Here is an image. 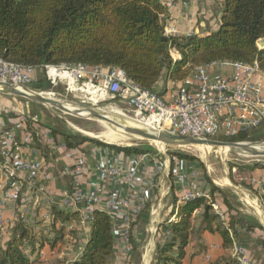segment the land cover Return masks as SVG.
Masks as SVG:
<instances>
[{"label": "trees", "instance_id": "1", "mask_svg": "<svg viewBox=\"0 0 264 264\" xmlns=\"http://www.w3.org/2000/svg\"><path fill=\"white\" fill-rule=\"evenodd\" d=\"M163 2L0 0V58L32 68L34 81L29 87L37 91L56 89L46 80L44 66L47 64L120 68L127 79L159 95L165 91L167 81L174 84L172 88L176 87L195 66L215 61L256 62L264 74V0H220L217 26L185 36L165 34L168 8ZM173 52L177 55L172 56ZM29 104L42 107L31 101ZM6 110L3 109L2 114L9 129L20 114ZM21 114L28 117L26 128L31 134V141L41 149L45 158L48 146L34 126L47 130V135L55 144L59 140L69 149L90 142L127 155H155L154 147L146 141H139L136 145L108 144L69 127L62 119L55 118L50 122L40 111L30 116L27 112ZM33 116L37 119L33 120ZM263 138L264 125L234 136L216 137L234 142ZM168 155L180 161H198L197 157L182 150L168 151ZM256 169H264V164L238 167L245 173ZM203 178L208 185L207 196L178 201L176 197L171 198L167 218L158 230L153 264H180L190 243L205 250L202 242L205 232L218 234L224 251L211 264H236L229 250L236 243L238 233L261 228L253 217L241 213L239 206L232 203L229 188L216 185L207 173ZM239 183L257 196L264 206V180L257 188L245 180ZM213 204L217 205L223 218L215 212ZM195 210L199 213L193 218ZM48 211V222H32L33 225H40L37 230L23 222L19 214L12 220L9 235L0 242V264H42L38 250L45 244L51 248L58 242L63 244L66 231L71 236L68 241L71 250H64L62 257L52 264H113L116 236L112 213L108 209L94 207L86 237L77 234L79 215L76 210L52 204L48 206ZM138 223V218L132 220L127 236L133 257L137 251L133 229ZM46 227L47 233L44 234L42 229ZM262 242L264 247V239ZM25 249L34 256L29 257ZM131 259L129 257V262Z\"/></svg>", "mask_w": 264, "mask_h": 264}, {"label": "built area", "instance_id": "2", "mask_svg": "<svg viewBox=\"0 0 264 264\" xmlns=\"http://www.w3.org/2000/svg\"><path fill=\"white\" fill-rule=\"evenodd\" d=\"M203 1L205 0H191ZM175 2L176 0H164L163 3L171 8ZM164 31L167 35H180L175 26L166 25ZM44 74L51 85L59 83L67 93L74 92L86 98L93 106L107 98H118L131 107L137 116H142V122L154 129L177 135L216 139L217 136H234L241 131L264 125V74L256 62L222 60L197 65L167 95L142 88L127 79L124 72L116 67L104 70L102 67L82 64H47L44 66ZM0 81L17 87H29L34 81L33 69L0 58ZM27 118L24 114L18 115L15 124L8 129V134L0 130V242L18 214L23 222L32 223L28 219L29 214L37 208L40 200L49 205L76 210L82 225L90 224L94 207L103 205L122 221L125 240L128 242L129 227L133 220L130 211L133 208L136 213L142 210L144 200L141 199L140 204L133 207L127 198L115 190L102 197L100 191L80 189L75 177L88 169L83 161L64 167L61 174L75 179L74 188L69 194L56 197L46 186L55 176L46 169L41 156L29 159L21 151L22 142H31V134L26 128ZM17 132H20L21 141L16 136ZM6 140L13 141L12 146L6 145ZM56 147L57 144L51 141L50 148L55 150ZM147 157L148 154H141L138 161ZM169 159L178 165L175 170L176 179L184 187L187 174L182 165L185 161H180L175 156H170ZM96 170L102 178H114L126 184L134 183L138 175L136 165L124 168L118 164H101L96 165ZM197 196H207V193L185 192L182 200ZM212 206L220 218H223L216 205ZM4 211H8L9 215H5ZM41 218L48 221L50 213L44 212ZM42 232L46 234L47 227ZM128 244L126 252L130 248ZM232 256L236 264H262L246 256L244 249L236 243L232 246Z\"/></svg>", "mask_w": 264, "mask_h": 264}, {"label": "crops", "instance_id": "3", "mask_svg": "<svg viewBox=\"0 0 264 264\" xmlns=\"http://www.w3.org/2000/svg\"><path fill=\"white\" fill-rule=\"evenodd\" d=\"M220 0H205L203 2H187L183 4L181 1H176L174 6L168 8L166 25L175 26L179 32V36L189 35L192 32L203 31L206 29H213L217 26L219 14ZM175 53V52H174ZM174 56V54L172 53ZM107 70L108 68H103ZM264 86V76L262 78ZM171 81H167L166 89L163 95H167L168 91L172 89ZM2 107L0 108V130L5 134L9 133ZM14 114H18L13 112ZM28 113V112H27ZM38 115V114H37ZM33 120L37 116L31 117ZM6 129L5 131L3 129ZM37 134L40 135L44 141L49 152L45 158L41 153V149L34 146V142H22L20 145L21 151L24 156L33 159L36 155L41 156L46 169L53 173L55 178L46 184L47 188L58 198L62 195L69 194L74 188V178L69 175L61 174L64 167L73 165L76 162L83 161L87 164L88 169L81 171L76 175L78 187L84 191H100L102 197H105L110 191H117L119 194L127 198L133 207L140 204V200H144V207L142 210L136 212L131 209L130 215L135 221L139 219L138 225H135L134 241L137 248L136 254L133 257L130 248L126 252V245L128 242L125 240V226L122 221L116 216L112 215L114 229H115V257L113 264H153V254L157 242V234L162 222L167 218V214L171 208V198L176 197L177 201L182 199L185 192H198L207 193L208 185L205 182L203 175L196 171L198 169V162H185L182 169L187 174L186 183L184 187L179 185L176 179V168L178 165L170 161L169 157L154 148L155 155H148L147 159L138 161L140 155H127L122 152H116L107 147L99 146L95 143L85 142L75 149H69L63 146L62 142L57 140V147L55 150L50 148V142L53 141L47 135V130L34 126ZM18 140L20 132L16 133ZM21 141V140H19ZM6 145L13 144V141L6 140ZM121 165L127 168L131 165H136L138 175L134 183L126 184L114 178H102L96 170V165ZM251 185L257 188L264 180V169H256L247 172ZM244 179H246L244 177ZM214 182V181H213ZM215 183V182H214ZM217 184V183H215ZM222 187V185L217 184ZM231 190V194L237 198L242 206L239 211L245 215L253 217L260 225L261 228H254L249 232L238 233L235 240L237 245L244 249V253L249 258L255 259L258 262H264V247L262 240L264 239V206L257 196L252 192L241 191L237 192V187L227 185ZM24 192V191H23ZM46 202L40 200L36 209L31 210L29 220L39 221L44 223L48 222L43 220L41 215L48 211ZM217 206V205H216ZM98 207H104L99 205ZM147 210L149 212L146 222L142 221V213ZM49 212V211H48ZM9 215L8 211L3 212ZM199 210H195L192 217H197ZM34 214V215H33ZM172 217H170L171 219ZM196 223V222H195ZM34 230L40 227L39 224L33 225L29 223ZM88 225L78 224L76 227L77 234L86 237L88 233ZM7 233L4 239L8 236ZM71 236L66 231L64 234V243L58 242L53 248L49 245H44L38 250V258L42 264H52L55 259H59L64 254V250L68 248V241ZM205 250L199 249L195 244L190 243L185 249V257L180 264H211L217 256L224 253L221 248V238L216 233L205 232L202 237ZM67 246V247H66ZM128 246H130L128 244ZM71 250V249H70ZM25 252L29 257L34 254L30 253L28 249ZM232 256V247L229 250ZM208 255V258L206 257ZM129 257L132 259L129 262Z\"/></svg>", "mask_w": 264, "mask_h": 264}, {"label": "rangeland", "instance_id": "4", "mask_svg": "<svg viewBox=\"0 0 264 264\" xmlns=\"http://www.w3.org/2000/svg\"><path fill=\"white\" fill-rule=\"evenodd\" d=\"M259 45H261V41L259 42ZM173 54L174 56L177 55L174 52ZM57 85H54L56 89H54L53 91L50 90V91H39V92H42L44 94H47L51 97H54L64 102H74L75 104L77 103L88 104L87 102L88 100L86 98L76 95V93L74 92L67 93L63 89V86L61 84H59V86ZM5 95L6 96L4 97L0 96V108L2 107V109L11 110L12 112H16L19 114L23 112H28L27 114L29 116L31 115V113L35 114V112L40 111L46 115L45 119L50 122L53 121L55 118L62 119L63 122L67 124L69 127L76 129L79 132L80 131L84 132L89 137L92 136L96 137V139H99L104 142H109V141L103 138L101 136L102 134H111V136L114 137V141L109 143H115L120 145H136L139 142L132 136H129L126 133H124L121 129L109 125L105 122L88 119L85 117L71 116L49 105H42V107L39 106L33 107L29 104V100L13 95H7V94ZM93 107L107 112L111 117L114 118L126 117L137 120L141 119L142 121V116H137L131 107H129L126 103L120 101L118 98H107L102 103ZM148 145H151L159 152L164 153L169 158L170 155H168V151H173V150H178V151L182 150L191 155H194L198 159V161H196L198 162V169L196 171L198 172L199 175L200 173L202 175H204V173H207V175H209L212 181H214L219 185H222V187L224 188H228L227 185L229 186L231 185V187L236 186L238 189L237 192L239 194L243 190L248 191V189L240 185L239 182L241 180H245L251 185V180H249L248 178L249 176H247L248 175L247 172L245 173V171H239L238 167L247 166L253 163L264 164V156L254 157L238 150L166 147L163 145L160 146L159 143L157 144V142L148 143ZM244 177L246 179H244ZM230 198L233 204L238 205L239 207L242 206L239 202H237V198H235V196H233L232 194H230Z\"/></svg>", "mask_w": 264, "mask_h": 264}, {"label": "water", "instance_id": "5", "mask_svg": "<svg viewBox=\"0 0 264 264\" xmlns=\"http://www.w3.org/2000/svg\"><path fill=\"white\" fill-rule=\"evenodd\" d=\"M0 94L13 95L35 103H39L41 105H49L71 116L85 117L88 119L105 122L109 125L121 129L124 133L132 136L138 141H146L149 143L157 142L166 147L238 150L254 157L264 156V138L258 141L234 142L212 138H195L190 136L177 135L167 131L154 129L146 123L137 119L126 117H120V119L111 117L107 112L88 105L89 103L75 104L74 102H64L42 92L33 90L30 87H17L3 81H0ZM81 133L87 135L84 132ZM90 138L96 139V137L93 136ZM106 143L115 144L109 142ZM148 215L149 212L147 210L142 213L143 222H146V218L148 217Z\"/></svg>", "mask_w": 264, "mask_h": 264}, {"label": "bare ground", "instance_id": "6", "mask_svg": "<svg viewBox=\"0 0 264 264\" xmlns=\"http://www.w3.org/2000/svg\"><path fill=\"white\" fill-rule=\"evenodd\" d=\"M123 115V114H122ZM140 121H141V119H140ZM144 122V121H143ZM103 138H105L107 141H109V142H112V141H114V137L113 136H111V134H102L101 135ZM116 138V137H115ZM118 139V138H117ZM158 144V143H157ZM159 145L161 146L162 144L161 143H159ZM158 147V146H157Z\"/></svg>", "mask_w": 264, "mask_h": 264}]
</instances>
